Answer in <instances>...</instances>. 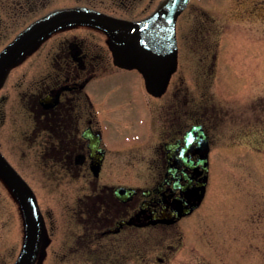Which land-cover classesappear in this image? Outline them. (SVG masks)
<instances>
[{"label":"flooded vegetation","instance_id":"1","mask_svg":"<svg viewBox=\"0 0 264 264\" xmlns=\"http://www.w3.org/2000/svg\"><path fill=\"white\" fill-rule=\"evenodd\" d=\"M164 2L0 0V53L58 11L115 21L51 31L0 79V153L24 179L39 219L30 264L57 251L75 256V264H190L180 260L189 222L218 208L225 223L250 221L244 207H253L255 186L223 182L225 111L211 89L222 90L225 74H258L254 60L243 59L237 69L241 55L254 53L255 40L235 33L239 17L248 32L264 26V0H190L176 23L177 69L155 91L138 69L116 63L130 35L118 22L149 20ZM182 16L187 50L196 52L184 71ZM251 124L238 134L248 139ZM0 184L12 192L1 175ZM204 255L198 259L207 264Z\"/></svg>","mask_w":264,"mask_h":264},{"label":"rangeland","instance_id":"2","mask_svg":"<svg viewBox=\"0 0 264 264\" xmlns=\"http://www.w3.org/2000/svg\"><path fill=\"white\" fill-rule=\"evenodd\" d=\"M193 9L194 12L197 11ZM210 13L217 17L215 10ZM237 22L240 25L235 38L241 40L246 33L252 34L255 40L254 53L248 51L245 55H241L237 69H241L243 59L249 62L254 60L255 71L258 74H225L227 77H223L222 90L220 91L214 84L211 89L214 93L211 94H215L216 99L221 100L225 111L221 143L224 153L229 154L223 155L224 173L225 175L228 173L224 176L223 182L254 185L255 200L248 212L247 203L244 207V215L249 216L250 221L244 217L245 221L236 219L231 223H225L224 218L218 213L221 211L218 208L216 211L212 209L210 216L189 222L187 241L189 244L185 248L186 255L180 258V260L184 259L185 263L203 264L198 257L205 254L207 264H264V123L262 122L264 119V26L256 24L252 33L246 31L242 25V18L239 17ZM185 24V17L182 16L178 23L181 71L185 70L189 63L188 59L196 53L190 55L187 50ZM210 28L212 44L215 40L216 23ZM191 49L194 50L196 47ZM191 59L194 60L195 56ZM231 82L234 84L231 85ZM248 105L251 106L250 109ZM246 122H252L250 126H254L249 131L248 139L243 138L241 133L238 134L242 126H246ZM253 146L258 147L259 150L252 149ZM9 192L10 190L4 189L0 184V264H15L21 254L19 248L24 245L25 232L22 225L24 218L19 204L15 202L12 192ZM227 230L229 232H226ZM244 231L245 235H242ZM4 240H6L5 246L2 244ZM33 264H75V256L57 251L48 255H37ZM174 264L178 263L174 262Z\"/></svg>","mask_w":264,"mask_h":264},{"label":"water","instance_id":"3","mask_svg":"<svg viewBox=\"0 0 264 264\" xmlns=\"http://www.w3.org/2000/svg\"><path fill=\"white\" fill-rule=\"evenodd\" d=\"M189 0H166L151 19L141 23L118 22L120 28L130 32L123 40L127 48L116 52V63L136 68L144 74L150 89L162 91L169 76L177 68V39L175 24ZM76 22L110 26L115 22L92 11H58L35 23L0 54V79L6 71L39 39L51 31ZM0 175L14 192L26 219V244L16 264H30L35 253L39 233V220L31 192L22 177L0 154Z\"/></svg>","mask_w":264,"mask_h":264}]
</instances>
